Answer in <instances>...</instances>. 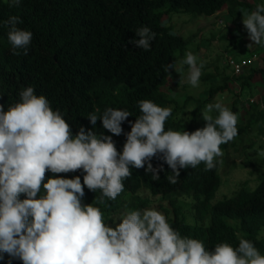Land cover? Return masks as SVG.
<instances>
[{
  "label": "trees",
  "instance_id": "1",
  "mask_svg": "<svg viewBox=\"0 0 264 264\" xmlns=\"http://www.w3.org/2000/svg\"><path fill=\"white\" fill-rule=\"evenodd\" d=\"M257 5L247 0H21L18 6H9V0H0V104L7 111L8 106L19 101L23 88L33 87L35 94L44 95L52 109L61 112L75 136L81 127L98 135H112L99 119L93 126L89 114L99 117L108 107L128 110L132 114L128 121L134 122L141 114L138 102L151 100L172 109L165 131L193 132L206 125L201 115L206 105L219 92L231 89L235 95L230 110L238 118V135L220 147L222 151L237 150L238 141L243 144L242 139L250 131L258 127L259 133L264 132V93L254 99L248 93V99L244 100L232 82L240 81V90L252 92L254 77L264 80V55L241 73L224 76L218 84L211 81L216 73L204 71L200 78L211 81L208 89L200 96L186 94L180 101L165 86L175 71L168 69V65L176 66L184 57L188 38L173 32L162 20L164 14L171 12L211 15L226 8L229 12L226 20L232 29L240 26L243 13L250 14ZM10 16L19 17L21 22L17 26L33 33L26 55L23 49L15 50L14 54L7 39L4 22ZM143 26L156 33L147 51L131 42L138 39L136 30ZM227 35L231 43V38L240 34ZM240 101L246 106L243 120L238 117ZM187 111V116H181ZM210 115L215 118L218 113L213 111ZM128 121L122 124L124 133L131 130ZM112 138L121 152L126 136L112 135ZM219 161L217 157L216 167L210 171L205 170L203 162L196 168L181 169L178 183L170 184L166 177L172 175V170L162 158L153 157L150 161L153 167H162L158 181L152 180L151 173L144 168H132V175L123 181L124 191L115 200L105 197L103 204L98 203L101 190L93 192L85 186L82 203L99 207L109 225L113 215L122 209L142 210L145 201L137 192L143 188L153 195L182 191L193 198L195 221L187 222L184 214L180 217L183 207L173 195L168 199L174 215L165 216L181 236L202 241L209 251L222 242L238 247L239 239L244 238L264 255V173L253 190L244 184L232 196L212 202L220 185ZM84 174L82 169L58 174L46 170L44 182L53 177L79 176L83 184ZM44 194L41 186L37 198ZM19 198L26 196L21 194ZM127 199L131 200L126 202ZM0 264H22V261L0 253Z\"/></svg>",
  "mask_w": 264,
  "mask_h": 264
},
{
  "label": "clouds",
  "instance_id": "2",
  "mask_svg": "<svg viewBox=\"0 0 264 264\" xmlns=\"http://www.w3.org/2000/svg\"><path fill=\"white\" fill-rule=\"evenodd\" d=\"M20 2L9 0V6ZM242 16L248 46L264 44V4ZM20 22L10 16L4 26L14 54L23 49L26 55L33 33L19 28ZM136 36L131 42L147 51L156 33L143 26ZM180 63L188 66V83L198 86L203 64L192 52ZM168 69L181 70L174 64ZM138 107L141 114L134 122L128 121L132 115L128 110L111 107L99 117L88 116L93 126L99 119L112 135L126 136L118 152L112 135L81 127L73 136L61 112L33 87L23 88L19 101L7 111L0 104V253L22 264H264V255L248 239L240 238L238 247L218 243L209 251L202 241L181 236L158 210L126 211L111 227L99 207L82 203L85 186L101 190L98 203L103 204L105 197L115 200L132 168H144L158 181L162 167H153V157L162 158L172 170L166 177L170 184L178 183L181 169L196 168L201 162L210 171L223 155L220 146L238 135L237 115L219 102L206 105L201 113L206 125L193 132L165 131L170 107L151 100H140ZM213 111L218 113L215 118ZM125 121L131 127L127 133L122 128ZM81 169L83 184L79 176L44 182L46 170L58 174ZM41 186L45 194L37 198ZM21 194L26 198L21 200Z\"/></svg>",
  "mask_w": 264,
  "mask_h": 264
},
{
  "label": "rangeland",
  "instance_id": "3",
  "mask_svg": "<svg viewBox=\"0 0 264 264\" xmlns=\"http://www.w3.org/2000/svg\"><path fill=\"white\" fill-rule=\"evenodd\" d=\"M247 1L256 4H264V0ZM228 16L229 12L226 8L211 15H198L190 12H171L169 14H164L162 20L163 24L169 25L173 32L188 38V44L184 57L180 58L175 66L176 69L181 70L174 71V74H172V77L169 78L168 84L165 86V88L168 89L172 95L178 97L180 101H182L186 94L189 93H192L195 96H200L204 90L208 89L211 81L214 84H218L222 82V78L224 76L228 75L232 77L234 75L233 68L227 63L229 55H233L236 58H239V56H250L249 53L251 51V47L248 46L250 41L247 31L244 29L242 24L243 18L240 20V26L230 29L231 26H229L226 20ZM230 18L231 17H229V20ZM230 22H233L232 19ZM229 33H239L240 35L232 37L231 43H229L230 36L227 35ZM228 44L231 45L229 46ZM187 52H192L197 57V63L203 64L202 73L207 71L214 72L217 75H215V77H213L209 82L201 80L200 78L199 84L196 87L189 84L188 66L181 65L180 63V61L185 58ZM256 79H260V76H257ZM233 88L244 100L248 99V93L249 95L255 96V98H261L260 95L263 91L261 85L258 87V90L256 85H253L251 88L252 92H247V90L244 89L240 90V81H237L236 84L233 85ZM230 90L231 89H228L225 92H219L215 96V100H213L212 103L219 102L224 106L227 105L230 109V101L235 95V91L232 92V95ZM262 107L264 108V106ZM245 108L246 106L244 103L240 101L238 114L239 120L244 119ZM187 115L188 111L181 114V116ZM242 140L244 143L241 144L242 141L239 140L237 143V150L232 148L228 151H222L223 155L220 157L218 167L220 185L212 202L232 196L244 184L249 190H253L258 185L260 177L264 173V132L259 133L257 127V129L255 128L250 131V133H248ZM137 194L141 195L142 199L145 201V205L142 210L146 208L155 209L162 214H165V216L174 215L173 205L170 203L168 198L172 195L176 196L178 199L177 203L183 207V212L180 214V217L184 214L187 222L191 223L195 221L193 198L185 192L175 191L173 194H166L167 196L164 194L153 195L148 189L143 188L139 190ZM130 200L131 199H127L126 202ZM126 211L127 208L115 213L113 215L114 220L109 224V226L115 227L116 224L120 222L119 218Z\"/></svg>",
  "mask_w": 264,
  "mask_h": 264
},
{
  "label": "built area",
  "instance_id": "4",
  "mask_svg": "<svg viewBox=\"0 0 264 264\" xmlns=\"http://www.w3.org/2000/svg\"><path fill=\"white\" fill-rule=\"evenodd\" d=\"M258 57H259L258 52H254L250 56L239 57V58H236L235 56L229 55L227 58V63L232 66L234 74H239V73H241L243 68L253 64L258 59Z\"/></svg>",
  "mask_w": 264,
  "mask_h": 264
},
{
  "label": "crops",
  "instance_id": "5",
  "mask_svg": "<svg viewBox=\"0 0 264 264\" xmlns=\"http://www.w3.org/2000/svg\"><path fill=\"white\" fill-rule=\"evenodd\" d=\"M241 47V46H240ZM232 48V47H231ZM255 51H257V52H259V53H261L260 54V56L261 55H264V44H262V45H255V47H254V45L253 46H251V51H250V55L252 54V53H254ZM247 56H249V55H247ZM240 57V56H239ZM262 57V56H261ZM256 61H258V60H256ZM257 63V62H256ZM255 63V64H256ZM257 78V76H255L254 77V79H253V85H256V88H257V90H258V87H260V85L262 86H264V80H262L261 79V77H260V79H256ZM233 84H236V82H233ZM262 86V89H263V91L261 92V95H260V97H262V94L264 93V87ZM259 94V93H258ZM252 96V98H255V96H253V95H251Z\"/></svg>",
  "mask_w": 264,
  "mask_h": 264
}]
</instances>
